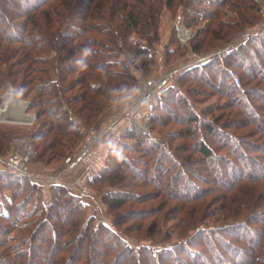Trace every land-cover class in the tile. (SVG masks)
<instances>
[{"label":"trees","instance_id":"trees-1","mask_svg":"<svg viewBox=\"0 0 264 264\" xmlns=\"http://www.w3.org/2000/svg\"><path fill=\"white\" fill-rule=\"evenodd\" d=\"M187 1L0 0V98L8 85L17 88L19 98L29 102L28 111H35V122L38 119L34 134L39 149L47 153L56 146H62L66 134H81L78 126L81 121H77L76 117L78 113L82 114L85 106H79V111L78 103H97L98 109H101L102 102L110 97L106 82L113 81V85L118 86L128 77H134L130 66L121 58L120 50L126 47L135 50L145 67L149 66L154 56L150 44L159 37L157 22L164 6L171 9L180 3L188 6ZM222 1L226 0H192L193 8L185 7L188 24L197 25L205 15L213 18V14L204 8ZM251 1L247 0L248 5H253ZM249 16L246 18H251ZM214 20L218 21V18ZM146 27L150 29L143 33L142 29ZM176 36L174 31L166 46L175 44L176 48L187 49ZM243 37L245 41L237 44L238 39L225 50L210 54L206 61L200 60L179 72L176 85L169 83L161 87V92H157L156 104L151 105L153 123H167L163 121V118L169 119L162 114L165 111L177 115L181 113L186 119L185 128L181 130L184 136L178 130H171L168 136L170 141H166L156 138L151 132H144L135 124L127 128L124 135L139 143V146L129 144V147L143 153L136 160L145 167L138 170L133 160L115 152L111 157L116 155L119 162L117 168L113 162L112 168L107 166L102 175L90 179V183L99 181L100 184L116 186V189L107 190L102 196V201L113 215L111 223L100 218L98 224H94L92 216L86 220L84 211L87 207L81 196L63 184H51L45 192L44 184L32 181L27 175L5 170L0 172V264H18L20 261L25 264H228L224 256H231L232 251L226 250L227 246L237 250L235 254L240 259L231 264H264V210L255 208L243 215L241 211H233V207L232 213L223 214L224 217L219 214L212 222L209 218L216 215L215 208L223 210L228 204V200L222 198L220 204H214L213 216L205 218L194 214L190 216L193 218L190 221L188 206L185 205L197 196L191 192L203 190L195 182L194 176L200 178L201 174L194 168V163H209L210 160L223 158L234 168V162L239 161L246 152L241 144L246 139L243 135L256 132V128L249 130L247 126L254 121L251 116L257 118L255 110L261 104L251 101V97L264 101V92L261 89L260 92V86L250 85H253L255 77L258 78L257 84L264 81V59L260 63L256 61L257 55L264 57V32L249 31ZM121 41L123 44L119 47ZM127 42L133 48L126 45ZM204 43L205 40L197 38L191 45V51L200 54ZM243 60L246 62L243 63ZM234 68L240 72L239 81L233 75ZM106 74L111 80L106 78ZM97 79H101V83ZM188 82H196L199 86H188ZM202 91L207 96L218 93L224 94L226 99L233 96L236 101L230 98L231 102L220 101L217 107L198 112L192 104V97ZM214 109L225 111L217 113ZM206 112L209 116H205ZM46 113L50 116L42 120L40 117ZM62 119L72 124L68 130L60 122ZM0 133L6 140L11 137L9 131L0 129ZM219 134L222 135L219 139L211 138ZM179 137H185L188 144L177 145ZM212 140L221 147L226 146L225 156L212 144ZM174 147L179 150L178 154ZM228 154L236 160L230 159ZM111 157L109 161L113 159ZM255 160L254 157L249 160L250 166L247 167L250 172L247 174H242L240 167L228 172L224 169L217 171V183L231 189L233 184L240 181L241 185L247 181H257L260 178L256 177L254 167L258 165V170H262ZM107 168L108 171L113 169L108 175V172L104 173ZM169 170L174 173L168 175ZM230 175L237 177L225 180V176L229 178ZM262 176L264 178V174ZM260 181L264 183V179ZM145 183L154 184L168 198L183 195V200L172 208H179L174 210L179 214L175 222L183 225V231L177 229L181 233L178 242H168L167 237L164 243H160L161 240L151 238L163 232V223L168 225L175 216L171 208L164 211L166 217L162 219L163 211L155 210L157 206L137 210L134 207L131 209V206L132 212L126 215L125 212H114L127 205L132 197L127 188L141 189ZM184 184L190 186V192H184L181 187ZM138 194V197L143 195ZM241 200L238 203L244 204ZM209 209L205 210V215L213 213L214 209L212 212ZM151 210L155 213L154 221L146 229L147 237L142 239L151 238L154 243L131 241V237L125 234L131 230H126L121 223L129 215H148ZM258 223H262L263 227L253 226ZM239 227H246L253 234L247 237L241 235L237 231ZM251 244L252 249L249 248ZM247 249L251 256L240 258ZM65 250L69 251L66 255L62 253ZM207 253H211L214 259L207 257Z\"/></svg>","mask_w":264,"mask_h":264},{"label":"rangeland","instance_id":"rangeland-1","mask_svg":"<svg viewBox=\"0 0 264 264\" xmlns=\"http://www.w3.org/2000/svg\"><path fill=\"white\" fill-rule=\"evenodd\" d=\"M251 2H253V5H248L247 0H226L225 2L223 1L221 3L218 2V4L217 3L211 4L210 6H207L204 9L210 11L213 14L212 17L218 18V21H215V20L213 21V18H209V16L205 15V17H203V19H201L199 21L200 23H198L197 25H189L187 18H185L186 16L185 7L193 8L192 0L187 1L188 6H184V4L182 3L177 4V6L174 9L164 6L161 18H158V22H157L159 23V30H158L159 37L157 39L154 38L153 39L154 41L151 42L150 44V46L152 47V50L154 51L153 53L154 56L151 61V64L145 67L144 65L145 63L142 62L143 60L141 59L139 54L135 52V50H129V48L127 49V47L124 50H120L121 58L126 64L130 66L131 72L134 73L135 75L133 78L128 77L127 79L126 77L127 81L124 83H119L118 86L115 84L113 85V81H111L110 83L109 81L106 82L108 86L106 88L110 91V97L105 99L102 102V104L104 103L103 108L98 109L97 103H91L88 101L87 102L81 101L82 103H78L76 105L79 111H80L79 106H85L84 111H81L82 114L78 113L76 117L77 121L83 122V123L80 122L78 124L81 134L77 132H71L69 134H66V136L63 137L65 144H63L62 146H56L55 149L48 150V152L45 153V152H42V148L41 150L39 149L37 145L38 143L36 141V136L34 134V132H36L35 130L37 129L36 123L38 119L36 120V122H35V119L33 122L19 121V120L17 121L16 120H6L4 122H1L2 125L0 126V129L5 130V132L9 131L11 133L10 134L11 137L9 140H6L3 137V134L0 133V140H1L0 141V172L3 171L2 168H4L7 156L12 151L17 149V146H18L17 144L20 138L27 137L29 138L30 143L33 146H35L34 147L35 153L32 159L30 160L28 170H27V176L31 178L32 181L40 185L44 184L45 187H49L50 184H63L67 186L69 189H71L72 192L79 194L82 200L84 201L83 203L87 207L84 211L87 216L86 220H88L90 216H92V218H94L93 219L94 224H98L99 222L98 220L100 218L103 220L105 219L104 221L111 223L113 221L112 220L113 215L108 210L107 205L102 201V196L105 191L116 189V186H113L111 184H106V183L100 184L99 181H96L94 183L91 182L88 184V187L90 188L89 194H86V195H81L78 192L80 190L78 189V187L75 186L77 185L76 184L77 180L82 175L83 170H82V167L81 169L78 170V166L76 163L77 160L73 157V155L76 151H78L81 144L83 143L86 132L92 126L99 125L102 120H104L105 118L115 113V111H119L127 106L132 105L136 100H139V99L144 100L145 97L147 96L149 98L147 101H145V104L142 106V109H141L142 112L140 113L141 118L137 119V121L131 124L130 127L132 128L134 127L135 124H138L144 132H151L153 136H155L156 138H164L166 141H170V138H168V136L171 130H178L182 133V136H184L183 135L184 132L181 130L185 128L186 119L181 115V113L180 115L179 114L177 115V114H173V112L171 111H165V113H162V114H164V116H168L169 119L167 120L166 118H163V121L166 120L165 122L167 123H162V125L153 123V120H152L153 110H152L151 105L156 104V100H157L155 99L156 94L161 89V87H165L169 83L171 85H176L178 83L177 82L178 73L180 71L185 70L188 67V65L180 67L182 69L180 70L179 68L177 72H175L174 70H175V67L179 65L180 60L187 61V54L190 53V55L193 56V58L195 57L199 58V57H202L203 55L213 54L216 51H223L229 46H232L238 39L240 40L243 37V35L247 33V31L256 30L259 27L260 23L261 24L264 23V0L263 1L252 0ZM22 9H25V8H22ZM12 13L13 15H17L14 12ZM247 15H250L249 17L251 18H246ZM165 16H168L169 18H166ZM1 19L6 20L7 18H1ZM181 24H183L188 30H191L190 32L192 34L191 36L190 33L186 32L185 30L181 34V37L185 41L191 37L188 40V42L185 44L187 46V49L185 47L184 49H182L181 47L176 48L174 47L175 44L174 45L170 44L171 46L169 45L168 47L173 48V50H170V49L168 50V47L166 45L169 42L174 31H176V34H177L176 38L178 42L182 43L178 35V30ZM146 28L147 29H142L143 33H145L146 31L150 29V27H146ZM169 33H170V36L168 37ZM167 37H168V40L166 41ZM197 38H202V40H205V43H204L205 46L200 54H194V52L191 51L192 50L191 45L197 40ZM145 39L147 38L145 37ZM122 44H123L122 41L119 42V47L122 46ZM126 45L131 47V44L129 42H127ZM263 47H264V44H263ZM135 55L137 56L138 59L135 57ZM133 59H136V60L133 61ZM263 59L264 57L262 55H257L256 61L260 63L263 61ZM245 62L246 60H243V63ZM237 69L234 68L232 72H233V75L235 74L236 76L239 77L240 72ZM117 71L120 72V70H117ZM106 78L111 80L109 75L107 74H106ZM97 80L99 81V83H101V79H97ZM164 80H166L167 82L163 83ZM257 83H258V78L255 77V79L252 82L253 85H250V86L251 87L260 86L259 90L261 89L264 92V88H263L264 81H261L259 84ZM186 85L188 86L192 85V87L199 86V84L196 82H188L186 83ZM10 86L12 87L11 84L8 85L6 90L3 93H1L0 103L2 101L1 100L2 97L4 96V94L6 93V91L8 90ZM181 88L182 90L185 91V88H183L182 86ZM15 89L17 91V88ZM183 94H186V93H183ZM192 98H193L192 104L194 108L199 112L202 109L204 111L207 108V111H208L211 108L213 109L217 107L218 105L216 104L220 101L221 103L231 102L230 98H234V97L231 96L228 99H226L227 97H225L224 94L222 93H218V95L213 94V95L207 96L203 94V91H202L201 93H199V95H196ZM197 98H200V100H197ZM123 99H124L123 101L124 103L118 106L120 104V100H123ZM234 100L236 101L235 98ZM253 100L255 101L256 104H261V106H258L256 108L255 111L257 112L255 115H257V118H254V116H251L252 120L254 121H252L251 124L247 126V128L249 130L252 128H256V132L253 131L251 133L246 134L245 136L243 135V137L246 139L242 141L241 144H242V147L246 150V152L240 157L239 161H237L234 157L229 156L228 154L230 159L236 160V162H234L233 164L235 167L233 168L232 165L229 166L228 163L225 162L226 160L223 158L218 159V161L216 159L212 161L210 160L209 163L202 162L200 160H199L200 162L194 163L195 164L194 168L198 170L201 174L200 178L198 176H194V179H195V182L199 184L198 187L201 186L200 188L203 190L202 192H199V189L195 191L194 193L191 192L192 194L197 195V196H194L196 197L194 198V200L187 201V204H185L188 206V213H189L190 221L193 220V218L190 216L194 214H198V216L205 217V218L208 216H213L215 209H216V215H214V217L209 218V220H211L212 222H215L214 220L218 217L219 214H221V216L224 217L223 214L232 213L233 211L235 212L241 211L240 213L244 215L246 212L250 211L251 209L257 208L256 210L258 209L264 210V183L263 181H260L264 179V178H261L263 177L262 175L264 174V101L259 99V97H255V98L251 97V101ZM239 104L241 105V103ZM213 105H216V106H213ZM214 110H217L216 111L217 113H221L227 110V108L225 110L224 109H214ZM27 112H35V111L33 110L28 111L27 109ZM146 112H148V114H145ZM207 115L208 114L206 112L205 116ZM250 115H252V113H250ZM49 116L50 115L46 113L45 115L43 114L40 118H42L43 120V118L45 119V117H49ZM60 122L64 124L65 130L66 129L68 130L69 127L72 125L71 123H68V121L66 122L65 119L64 120L62 119V121ZM130 127H127V128H130ZM234 130L238 132L236 129ZM220 136L222 137V135L219 134L217 135V137L212 136L211 138L215 140V139H219ZM4 139L6 141V144H5ZM212 141L210 142L212 143ZM185 143L188 144V141L185 140V137L178 138L177 145L179 144L180 146H182ZM129 144L130 146L132 145L139 146V143H136L134 139L126 137L123 134L120 147L115 152H117V154L124 155L126 158H128V160H133L136 166L138 167V170L143 169L145 165L140 163V161L138 162L136 160L138 159L136 157L141 156L140 154H143V153L138 151L139 149L132 150L129 147ZM212 144L214 146H217L218 151L223 152L222 154L225 156L226 149H227L226 146L221 147L215 141H213ZM249 144H251V146ZM255 146L258 147V149H253ZM174 150L178 154L179 150L175 149V147H174ZM54 153H58V154H54ZM143 156L145 159L146 158L145 155ZM253 157L256 158L257 160L255 161H257L259 165H261L262 172L258 170L257 168L258 165L254 167L255 175H257L256 177L260 179H257V181H253L249 183L247 181V182L242 183V185H241V181L239 183L237 182L236 184H233L231 186V189H228L227 187H225V184L217 183L218 180H216L217 176H215V173H217V171L219 172L221 169H224L226 170V172H228L229 169H231L230 171H232V168L234 170L236 169V167H240V169L242 170V174L249 173L250 168H248L247 166H250L248 162ZM111 158H113L114 161L113 159H110V161H108L109 165L107 164V166L111 167L112 166L111 163L113 162H114L113 165H115V167L118 166L119 162L116 160V155L114 154ZM103 170L95 176L100 175L103 172ZM108 170L109 168H107V170L104 172V173L108 172L107 175L113 171V169L110 171ZM171 172L172 171L169 170L167 174L170 175ZM226 175H228V173H226ZM235 177L237 176L233 175L229 178L225 176V180H234L236 179ZM164 178H167V176ZM43 180H50V181L43 182ZM167 181L168 179L165 180V182ZM147 182H150V181H147ZM151 182L153 183V181ZM152 183L147 184V185L145 183V187L141 189L138 188V189L132 190V189L127 188V191L130 192V195H132V197L129 196L131 198L128 199L127 205H124L120 209H115L114 212H125V215H126L128 214V212H132L131 209H133V207L137 210L143 207L144 209L146 208L148 209L149 206H157L158 208L155 210H158V212L163 211V214L161 215V219L165 218L166 214H164V211L168 208L172 209L173 207H175L173 206L174 204H176L177 206V203L180 202V200H183V195H180V196L178 195L175 197L169 196L168 198L165 196L167 195L166 193L163 194L162 192L161 194L160 189L157 188V186H155ZM186 185L184 184L181 186L185 193L190 192L189 190L191 189L189 185L188 186ZM165 188L167 187L165 186ZM138 193H141L143 195H140L138 197L139 195ZM222 198H226L228 200L227 206L223 210H220L219 207L215 208L214 204H220V200ZM242 198H246V199L241 200ZM165 199L168 201V203L167 201H165ZM238 200L243 201L244 204H241V202L238 203ZM131 206L132 208L130 209ZM233 207L235 209L232 211ZM260 207H263V208H260ZM207 208H210L209 212H212V210L214 208L215 209L213 213L205 215V210ZM176 209H179V208L172 209L173 210L172 212L175 216H172L171 220L168 222V225L163 223L162 225L163 232H160V233L158 232L154 234L155 237H151V238L155 240L156 239L161 240L160 243H164L167 237H168V242H174V243L178 242L181 239V235H180L181 233L177 232V229L181 228L180 230L183 231V225L178 222H175L177 221L176 217L179 216V214H176L174 211ZM154 215L155 213L153 212V210H151L150 214L148 215L147 214L142 215V216L136 215L133 217L132 215H129L126 218V220L121 223L126 230L128 228L131 230V232L125 233L128 237H131L130 238L131 241L136 242V243H143L145 241L154 243V241H152L151 238L142 239V238L147 237L148 234H147L146 229L148 226H151V224L153 223ZM235 216L234 218L238 219ZM253 226L263 227V224L258 223V224H254ZM246 227H239L237 228V231L241 232L239 234L247 237L253 233L247 230ZM169 230H171L172 232H168ZM122 233L124 234V232ZM67 238L71 239L70 237H65V239ZM232 242L234 243V245H238L236 242L234 241ZM69 243H71V241H69ZM251 247H252V244L249 246V248ZM34 249L35 248H33V250ZM226 250L232 251L231 256H227V255L224 256L226 257V260H228L227 261L228 264H231L232 262L235 263L240 260L239 258L237 259L236 254H235V253H238L237 250L229 248L228 246ZM62 253L66 255V253H69V251L65 250ZM57 255H55V257ZM246 255H248L249 257L251 256V252H249L248 249L245 250L243 254H241L240 258L245 259ZM206 256L210 257L211 259H214L213 257H211V253H207ZM18 264H25V262L20 261L18 262Z\"/></svg>","mask_w":264,"mask_h":264},{"label":"built area","instance_id":"built-area-1","mask_svg":"<svg viewBox=\"0 0 264 264\" xmlns=\"http://www.w3.org/2000/svg\"><path fill=\"white\" fill-rule=\"evenodd\" d=\"M184 30L190 34L191 30H188L183 24L180 25L178 30V35L181 42L186 44L191 37L185 41L181 37V34ZM252 31L264 32V23H260L259 27ZM235 78L239 81L238 76L235 75ZM148 98L149 97L146 96L144 100H136L132 105L127 106L119 111H115V113L102 120L99 125L92 126L86 132L83 143L81 144L78 151H76L73 155L77 162L82 164L83 172L80 178L77 180V185H75L80 190L78 192L81 195L89 194L90 188L88 187V184L90 183V179L100 173L107 166L109 157L119 149L122 136L127 127H130L131 124L137 121V119L141 118L140 113L142 112V106L145 104V101H147ZM28 113L32 115V118L29 121L33 122L36 117L35 113ZM145 114H148V112ZM4 121L6 120H2L0 118V122ZM17 145V149L12 151L7 156L4 168H2V170L17 175H27L30 160L35 153V146L30 143L29 138L27 137L20 138ZM45 181L50 180H43V182Z\"/></svg>","mask_w":264,"mask_h":264},{"label":"bare ground","instance_id":"bare-ground-1","mask_svg":"<svg viewBox=\"0 0 264 264\" xmlns=\"http://www.w3.org/2000/svg\"><path fill=\"white\" fill-rule=\"evenodd\" d=\"M1 100L0 118L2 120H19L28 122L31 120L32 115L26 110V107L28 106L27 102L19 98L16 89L13 86L8 88Z\"/></svg>","mask_w":264,"mask_h":264},{"label":"crops","instance_id":"crops-1","mask_svg":"<svg viewBox=\"0 0 264 264\" xmlns=\"http://www.w3.org/2000/svg\"><path fill=\"white\" fill-rule=\"evenodd\" d=\"M166 18H169L168 16H165ZM164 17V18H165ZM171 33V32H170ZM170 33H169V35H168V37L170 36ZM168 37L166 38V41L168 40ZM243 41H245V37H242L240 40H239V42L237 43V44H239V43H241V42H243ZM208 57H209V55H203L202 57H199V58H193V56H191L190 55V53L189 54H187V61H181L180 60V63H179V65L178 66H176L175 67V72H177L178 71V69L180 68V67H183V66H186V65H188V67L189 66H191V65H193L194 63H196V62H198V61H200V60H207L208 59ZM189 58V59H188ZM182 68H180V70H181ZM179 70V71H180ZM181 72V71H180ZM167 81L166 80H164L163 81V83H166ZM124 99L123 100H120V104L118 105V106H120L121 104H123L124 102ZM118 103V102H117ZM117 103H115V104H117ZM77 163V166H78V170L79 169H81V167H82V164L80 163V162H76ZM76 165V164H75ZM51 185V184H50ZM45 192H47V188L45 187ZM50 193H51V189H50ZM50 196V195H49Z\"/></svg>","mask_w":264,"mask_h":264},{"label":"water","instance_id":"water-1","mask_svg":"<svg viewBox=\"0 0 264 264\" xmlns=\"http://www.w3.org/2000/svg\"><path fill=\"white\" fill-rule=\"evenodd\" d=\"M27 104H28V102H27Z\"/></svg>","mask_w":264,"mask_h":264}]
</instances>
